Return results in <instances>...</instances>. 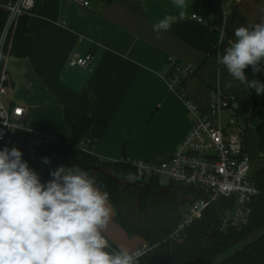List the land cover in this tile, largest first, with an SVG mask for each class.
Wrapping results in <instances>:
<instances>
[{
	"label": "crops",
	"instance_id": "1",
	"mask_svg": "<svg viewBox=\"0 0 264 264\" xmlns=\"http://www.w3.org/2000/svg\"><path fill=\"white\" fill-rule=\"evenodd\" d=\"M13 1L0 0V7ZM186 3L187 18L157 33L153 31L155 22L166 14H177L172 0H92L88 5L73 0H35L27 14L29 53L5 62L9 77L5 104L24 107V124L29 128L63 136L71 135L66 116L79 125L92 107L89 133L96 141L90 150L95 157L107 162L161 161L191 127L184 100L205 111L213 91L232 92L237 108L225 110L226 122L221 113L220 121L225 125L235 118L236 126L245 124L238 130L245 133L247 148L250 89L232 79L217 62L222 53L217 49L213 53L210 33L214 31L229 45L237 27L264 21V0H223L220 28L213 24L204 0ZM194 12L203 15L204 21L193 19ZM87 53L91 54L88 67L68 65L72 56ZM169 61L195 67L178 88L181 95L167 83ZM259 77L264 83V69ZM229 81L231 87L226 86ZM255 142L258 150L257 134ZM113 217L112 207L105 236L115 249L133 251L144 243L137 235L127 236Z\"/></svg>",
	"mask_w": 264,
	"mask_h": 264
},
{
	"label": "clouds",
	"instance_id": "2",
	"mask_svg": "<svg viewBox=\"0 0 264 264\" xmlns=\"http://www.w3.org/2000/svg\"><path fill=\"white\" fill-rule=\"evenodd\" d=\"M172 5L177 14H166L153 31L166 32L187 18L186 0ZM234 37L217 62L232 79L264 95V83L245 74L249 66L253 73L261 71L264 21L237 27ZM22 156L16 147L0 149V264H139L140 253L113 249L106 238L110 194L94 176L77 165H60L42 183Z\"/></svg>",
	"mask_w": 264,
	"mask_h": 264
},
{
	"label": "built area",
	"instance_id": "3",
	"mask_svg": "<svg viewBox=\"0 0 264 264\" xmlns=\"http://www.w3.org/2000/svg\"><path fill=\"white\" fill-rule=\"evenodd\" d=\"M73 1L82 5L89 4L88 0ZM211 1L218 6L223 2ZM34 4L35 0H14L5 7L7 15L0 31V149L18 148L23 153L22 159L39 174L44 170L42 158L51 152L49 148L57 144L59 135L29 128L24 124L25 108L15 103L6 105L4 102L9 81L5 64L7 51L19 17L28 14ZM191 17L198 22L205 19L197 12L192 13ZM90 60V53L74 55L68 60V65L86 68ZM168 63L167 83L181 95L178 88L195 72V67L174 61ZM260 68L262 71L264 66L260 64ZM184 103L191 116V127L168 158L161 161H120L132 166L139 180L147 182L155 178L159 182V177L165 175L168 185L192 188L195 199L180 209V218L171 237L178 238L186 227L201 220L210 208L214 209L215 220L221 231L230 227L241 228L248 222L257 189L251 180V160L245 144V133L234 129L236 124L231 118L225 125L220 121L222 110L237 108L236 95L232 92L213 91L205 111L199 110L188 100H184ZM95 141L94 137H90L82 140L79 145L88 152L89 143ZM217 201H221V205L214 207ZM150 248L144 242L134 252L140 253L141 257Z\"/></svg>",
	"mask_w": 264,
	"mask_h": 264
},
{
	"label": "trees",
	"instance_id": "4",
	"mask_svg": "<svg viewBox=\"0 0 264 264\" xmlns=\"http://www.w3.org/2000/svg\"><path fill=\"white\" fill-rule=\"evenodd\" d=\"M6 15L7 10L0 7V31ZM30 30L27 14L21 15L12 35L11 46L7 51L8 58L28 55L26 34ZM210 39L215 45L213 53L216 49L220 50V39L214 31L210 33ZM245 74L249 80L254 78L260 81L259 73H253L251 66L245 69ZM250 99L249 121L251 123L256 118L254 130L258 135V151L264 155V95H257L253 88L250 89ZM93 119L92 107L91 113L83 116L79 125L73 124L66 116L71 135H59V141L53 146L55 149L46 155L50 163L44 164L43 172L38 174L42 183L51 179L50 171L59 167V162L70 167L73 161L79 165H103L110 168L117 177H131L139 180L134 168L129 164L122 161L99 160L91 150L87 152L81 148L80 142L92 137L89 129ZM92 145L93 143H89L88 149ZM84 170L88 171L90 176L95 177L102 190L109 192L110 204L114 209L113 220L126 235L129 237L137 235L151 247L139 258V264H167L169 262L173 264H264V165L255 171L251 170V180L257 189V194L252 199V210L247 224L241 228L230 227L226 231H221L215 220L214 209L210 208L201 220L186 227L178 238L170 235L180 218L179 200L187 190L178 188L152 194L153 191L163 186L155 178L147 180L148 185L142 187L139 209L135 211L141 220H132L136 189L120 190L112 180L98 173H92L88 169ZM236 243L240 245L233 252L222 256L223 252Z\"/></svg>",
	"mask_w": 264,
	"mask_h": 264
},
{
	"label": "water",
	"instance_id": "5",
	"mask_svg": "<svg viewBox=\"0 0 264 264\" xmlns=\"http://www.w3.org/2000/svg\"><path fill=\"white\" fill-rule=\"evenodd\" d=\"M204 8L207 12H209L212 17H213V24L220 28L222 27V12L219 9V6L212 3L211 0H204ZM219 47H220V51L222 54L225 53V49L228 47V43L225 41H220L219 42ZM251 80H255L254 78H251ZM53 148H49L48 151H52ZM77 165L79 166L81 169H88L89 171H91L92 173H98L101 176L112 180L116 187L120 190L122 189H126L127 191H130L131 189L135 188L137 191L136 194V199H135V206L132 209V220L137 219V220H141V217H139L138 215L135 214V211H137L139 209V201H140V196H141V191H142V187H146L148 185V183L146 181L143 180H135L134 178L131 177H117L113 174V171L103 165H99V164H93V165H79L78 163H76L75 161H73L70 164L71 166ZM187 189V190H192V188H189L187 186H182V185H166L161 187L159 190L157 191H153L152 194L155 193H163L166 191H170V190H176V189ZM195 196H183L180 200H179V204L181 206H183L186 203H190L192 201H194ZM221 205V201H217L214 203V207H219ZM206 212V209H205Z\"/></svg>",
	"mask_w": 264,
	"mask_h": 264
},
{
	"label": "rangeland",
	"instance_id": "6",
	"mask_svg": "<svg viewBox=\"0 0 264 264\" xmlns=\"http://www.w3.org/2000/svg\"><path fill=\"white\" fill-rule=\"evenodd\" d=\"M222 121L226 122L227 118H226V111L222 110ZM233 119V118H232ZM234 120L236 121V119L234 118ZM256 123V118H254V120L249 124V126H251V128L249 129V132L247 133V148H248V153L251 157L252 160V170L258 166H260L261 164H264V155H262L258 150H257V146H256V142H255V138H256V133L253 131V127ZM245 127V124H239L238 126H235V129H243ZM137 180V179H135ZM140 181V180H139ZM159 184L161 186H166L168 185V178L165 175H161L159 177ZM186 204H184L185 206ZM180 208H182V206L180 205ZM135 240V239H133ZM133 243V242H132ZM240 244L236 243L233 246L229 247L225 252L222 253V256H226L227 254L233 252ZM140 246V245H139ZM135 247L133 252L135 250H137V248L139 247Z\"/></svg>",
	"mask_w": 264,
	"mask_h": 264
},
{
	"label": "flooded vegetation",
	"instance_id": "7",
	"mask_svg": "<svg viewBox=\"0 0 264 264\" xmlns=\"http://www.w3.org/2000/svg\"><path fill=\"white\" fill-rule=\"evenodd\" d=\"M182 190H185L186 191L187 189H182ZM184 196H193V193H192L191 190H187L186 193H184Z\"/></svg>",
	"mask_w": 264,
	"mask_h": 264
}]
</instances>
